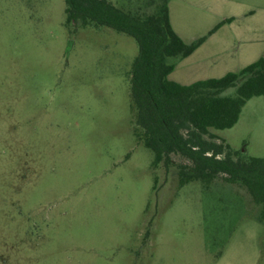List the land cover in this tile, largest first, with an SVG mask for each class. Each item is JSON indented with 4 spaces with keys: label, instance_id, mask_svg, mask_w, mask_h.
Listing matches in <instances>:
<instances>
[{
    "label": "rangeland",
    "instance_id": "rangeland-1",
    "mask_svg": "<svg viewBox=\"0 0 264 264\" xmlns=\"http://www.w3.org/2000/svg\"><path fill=\"white\" fill-rule=\"evenodd\" d=\"M65 7L0 0V264H264L262 206L245 186L225 174L181 186L191 162L178 154L152 165L131 98L137 41L67 27ZM211 133L264 157V96Z\"/></svg>",
    "mask_w": 264,
    "mask_h": 264
},
{
    "label": "trees",
    "instance_id": "trees-1",
    "mask_svg": "<svg viewBox=\"0 0 264 264\" xmlns=\"http://www.w3.org/2000/svg\"><path fill=\"white\" fill-rule=\"evenodd\" d=\"M169 2L152 0L153 11L133 12L111 0H66L65 25L105 26L133 37L139 45L130 72L136 135L154 153L152 165L168 164L172 154L189 160L191 166H180L181 186L225 174L227 182L245 186L262 206L258 218L264 221V157L240 156L211 133L232 128L248 100L264 96V57L222 77L191 84L171 80L173 58L190 55L207 36L186 43L172 26ZM230 88L234 94L226 93Z\"/></svg>",
    "mask_w": 264,
    "mask_h": 264
},
{
    "label": "crops",
    "instance_id": "crops-1",
    "mask_svg": "<svg viewBox=\"0 0 264 264\" xmlns=\"http://www.w3.org/2000/svg\"><path fill=\"white\" fill-rule=\"evenodd\" d=\"M169 10L174 30L186 43L207 36L193 53L173 59L171 80L191 84L222 77L264 57V0H170Z\"/></svg>",
    "mask_w": 264,
    "mask_h": 264
}]
</instances>
